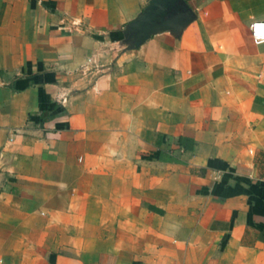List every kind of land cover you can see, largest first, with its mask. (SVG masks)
I'll return each instance as SVG.
<instances>
[{
    "label": "crops",
    "instance_id": "0c3cea01",
    "mask_svg": "<svg viewBox=\"0 0 264 264\" xmlns=\"http://www.w3.org/2000/svg\"><path fill=\"white\" fill-rule=\"evenodd\" d=\"M184 1L0 0V264H264V0Z\"/></svg>",
    "mask_w": 264,
    "mask_h": 264
},
{
    "label": "water",
    "instance_id": "95a60500",
    "mask_svg": "<svg viewBox=\"0 0 264 264\" xmlns=\"http://www.w3.org/2000/svg\"><path fill=\"white\" fill-rule=\"evenodd\" d=\"M194 13L184 0H148L147 7L124 31L134 48L157 31L176 32L192 22Z\"/></svg>",
    "mask_w": 264,
    "mask_h": 264
},
{
    "label": "built area",
    "instance_id": "2783aa9c",
    "mask_svg": "<svg viewBox=\"0 0 264 264\" xmlns=\"http://www.w3.org/2000/svg\"><path fill=\"white\" fill-rule=\"evenodd\" d=\"M251 42L259 45L264 42V21H253L248 25Z\"/></svg>",
    "mask_w": 264,
    "mask_h": 264
}]
</instances>
